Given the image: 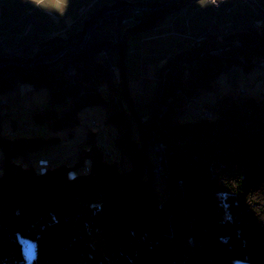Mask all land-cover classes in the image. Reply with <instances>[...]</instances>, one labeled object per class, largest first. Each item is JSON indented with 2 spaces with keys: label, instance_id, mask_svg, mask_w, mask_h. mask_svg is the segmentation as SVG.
Instances as JSON below:
<instances>
[{
  "label": "trees",
  "instance_id": "obj_1",
  "mask_svg": "<svg viewBox=\"0 0 264 264\" xmlns=\"http://www.w3.org/2000/svg\"><path fill=\"white\" fill-rule=\"evenodd\" d=\"M109 1L0 61V264H264V87L201 100L222 72L264 62V8L241 4L244 17L174 45L150 90L132 85L130 44L182 4L146 0L134 15L112 0L136 23L93 25Z\"/></svg>",
  "mask_w": 264,
  "mask_h": 264
},
{
  "label": "rangeland",
  "instance_id": "obj_2",
  "mask_svg": "<svg viewBox=\"0 0 264 264\" xmlns=\"http://www.w3.org/2000/svg\"><path fill=\"white\" fill-rule=\"evenodd\" d=\"M145 1L146 0L127 1V12H130L131 14L135 15L139 10L138 8L146 4ZM87 2H89L88 5H86ZM97 2L103 4L108 2V0H0L1 17L7 14V10H9V8L11 7L10 3H13L12 7L15 10L22 9L24 5V8L29 9L30 11H35L32 12L34 16L33 18L31 17L32 14H30V19L33 20H29L23 23H15V25H17L13 29H0V53L2 54L0 55V61L5 59L17 58V56H19L23 51V49L20 48H18L17 50V47L20 45L22 46L43 36L44 39L40 38V40L36 42L38 44L44 43L55 33L57 29L60 28L61 25H64L68 22V18L70 16H73L74 18L79 14L86 15V20H89L90 18L94 19V17L99 14L96 13V9H98V7L93 10V5L95 7ZM202 2L204 1L197 0L194 5H202ZM262 3H264V1H262ZM115 5L116 4H113L112 0H110L109 3L103 6L102 9L104 10V12L100 14L99 18L97 19L98 21L94 22L93 25L99 24L101 23V21L106 22L112 19H118L117 22L121 21L122 23L124 22L128 25L136 23L135 19L126 17L125 15L123 16V13H121V9H116ZM91 11L94 12V15ZM202 11H206L204 15H209L210 18H208L211 21L215 10L212 9V14H209L206 9H203ZM17 12L19 13L20 11ZM90 12L92 16H90ZM168 17L167 19H169ZM41 20H43L42 27ZM86 20H83L84 23ZM165 24L169 23H164L162 21L161 25ZM156 26L157 24H155L151 28L145 29L142 33V38L138 41L134 40V42L130 44L128 60L131 70L130 75H132V85H143L147 88H150V90L154 88V80L155 76L157 75L159 65H162L165 59L164 57L168 54L169 51L174 48V45L179 43V36L171 34L163 37L162 34H160L156 29ZM168 27L172 29V23H170V26ZM85 31V33H88L90 32V29H87ZM85 33L84 35H86ZM103 33L105 34V31H103ZM81 34L83 33L81 32ZM10 36L11 38H8ZM118 36L121 37V35H118V31L115 26L113 28V36H111V38L114 39ZM18 43H20V45H18ZM5 52H7V55H4ZM217 82L218 84L214 90L207 92L204 96L201 97V100H206L210 102L212 106L215 104L217 94L224 89H235L238 90V93H241L242 95L254 94L255 96H258L260 94V91L264 87V62L254 60V66L249 71H246L243 66H234L231 69L222 72ZM29 88V85L24 84V86H21L20 90L21 92H27V89ZM136 97H141V95L139 96V94H137ZM6 100H9L8 97L6 95L4 96L3 94H1L0 105L6 104ZM203 113L205 116L211 115V113H209V110L207 109L203 110ZM96 114L102 115V110L98 109L96 112H94L93 115ZM93 123L95 125L98 124L95 121ZM27 125L28 124L24 122H18L15 123L14 127H16L17 130L29 132L31 130H29ZM103 129L104 126H102L101 132H103ZM102 137L106 142L109 152L111 153V155H109V159L116 160L118 162L119 167L123 171L130 170L131 163L128 157L116 147L112 139H110L109 137L107 138L105 136ZM2 156L3 153L0 151V161L2 160ZM49 157V155H42L39 159L40 161H46L49 159ZM154 186L157 190L159 199H163L168 191L164 174L160 173L159 175H156L154 177ZM20 241L22 243V248L25 256L28 260H31L35 256L36 252L35 242L24 236H20ZM234 264L252 263L237 259L234 260Z\"/></svg>",
  "mask_w": 264,
  "mask_h": 264
},
{
  "label": "crops",
  "instance_id": "obj_3",
  "mask_svg": "<svg viewBox=\"0 0 264 264\" xmlns=\"http://www.w3.org/2000/svg\"><path fill=\"white\" fill-rule=\"evenodd\" d=\"M202 5H194L197 0H180L181 8H179L174 13L170 14L169 19L163 21L169 24L161 25L162 21L156 26V29L163 37L175 34L179 36L178 42L183 40L184 38L193 39L194 37L202 35L206 29L209 28H218L226 23L232 21V18L243 16L245 14V10L242 9L241 4H249L252 12H257V5L261 8H264V0H249V2L245 0H226L222 2L218 7H215L214 4L208 0H202ZM252 2V3H251ZM11 7L7 10V14L0 16V29H13L16 25L15 23H23L27 21H31L30 14L35 11H30L29 9L23 8L19 10H15L12 7L13 3H10ZM206 9L209 14H212V9L215 10L214 15L209 20V15L205 16V12L202 10ZM17 11H20L19 13ZM2 13V12H1ZM33 18V14L31 15ZM209 17V18H208ZM73 16H70L68 20H71ZM170 23H172V29L169 28ZM43 25V20H41V27ZM186 30V31H184ZM8 38H11L8 37ZM8 42V40H7ZM20 45V43H18Z\"/></svg>",
  "mask_w": 264,
  "mask_h": 264
},
{
  "label": "built area",
  "instance_id": "obj_4",
  "mask_svg": "<svg viewBox=\"0 0 264 264\" xmlns=\"http://www.w3.org/2000/svg\"><path fill=\"white\" fill-rule=\"evenodd\" d=\"M208 1L212 2V0H208ZM224 1H226V0H219V3H213V4H214L215 7H218V6H219L222 2H224ZM245 1L248 2V0H245ZM1 41H2V40H1Z\"/></svg>",
  "mask_w": 264,
  "mask_h": 264
},
{
  "label": "bare ground",
  "instance_id": "obj_5",
  "mask_svg": "<svg viewBox=\"0 0 264 264\" xmlns=\"http://www.w3.org/2000/svg\"><path fill=\"white\" fill-rule=\"evenodd\" d=\"M248 2L250 3L249 0H248ZM212 3H219V0H212Z\"/></svg>",
  "mask_w": 264,
  "mask_h": 264
}]
</instances>
